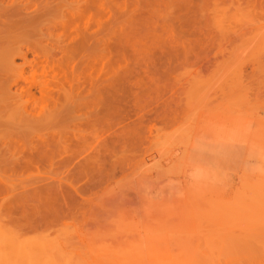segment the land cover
Segmentation results:
<instances>
[{
    "label": "rangeland",
    "instance_id": "1",
    "mask_svg": "<svg viewBox=\"0 0 264 264\" xmlns=\"http://www.w3.org/2000/svg\"><path fill=\"white\" fill-rule=\"evenodd\" d=\"M26 1L29 6L36 2L43 13H32L37 7L33 3L30 13L22 11V16L32 14L42 19L37 25H53L48 42L69 47L80 40L76 59L81 58L84 67L74 62V70L71 63L62 72L80 74L84 102L78 106L59 96V113L45 94L51 96L55 85L60 86L61 69L26 73L29 84L47 89H31L22 104L41 117L55 107L59 116L49 126H19L33 138L29 140L42 134L53 140V160L41 164L39 171H29L26 184L14 187H27L29 195L35 187H40L37 192L45 188L54 198L32 199H39V207L27 206L22 215L0 205V264H18L19 245L31 243L43 247L40 257L45 264H108L112 258L120 264H147L138 251L146 244L155 256L166 259L157 264H186L187 257L179 254L182 247L208 251L206 264H226L217 251L244 235V219L264 217V0ZM63 20L68 22L61 27ZM71 26L77 35L82 31L81 37L75 34L72 40ZM32 37L16 40L22 44ZM6 43L0 46V57L11 46ZM121 78L128 90L118 86ZM61 87L56 86L60 89L53 95L62 96ZM17 218L31 219L30 227ZM125 237L131 238L128 247L116 245Z\"/></svg>",
    "mask_w": 264,
    "mask_h": 264
},
{
    "label": "bare ground",
    "instance_id": "2",
    "mask_svg": "<svg viewBox=\"0 0 264 264\" xmlns=\"http://www.w3.org/2000/svg\"><path fill=\"white\" fill-rule=\"evenodd\" d=\"M14 0H9V2H5V0H0V21H2L0 24V46L2 45V43H6V42H9L8 44H10L11 48L7 50L6 54L2 57H0V167L3 168L1 171L4 175H0V205H2V203L4 204H7V206H11L13 208H11L10 210L8 209L7 211H13V210H19V212H17V214L19 215H22L20 214V211H25L27 209V206L30 208L31 206V210L32 209V205L35 206L38 202L39 199H42L41 197H45L48 195L49 191H45V188L42 190V189H39V191L37 192L36 189L40 188V187H35V190H36V193L35 194V190H34V193L32 194V191L30 194L32 195H29L28 193V189L27 187H22L21 190L17 191L14 187V184L20 186L21 185H24V183L26 184V181L24 178H27L31 172L32 169H35L36 171H39L40 169V166L41 164H43L44 162H47V163H51V160L52 159V154H53V150H52V146L51 144L53 143V140L51 142V140L45 138L44 134H42L43 136H40V137H35V140H29V139H33L32 137H28V134L24 131L21 132L22 128L19 126H22V127H27L25 129H29V127H33L34 129H37L38 127L40 126H49V124L52 122V120L57 116H59V107L57 108L58 104H59V99L60 98H64L65 101H74V104L76 105H80L81 102L83 101L81 99V97L84 96V94L81 96V90H82V87H83V81H82V78L80 76V74H75V71H73V66H74V62H76V65H79L78 67L81 68V65H83V61H80L81 58L76 59V50L81 48V43H80V40L79 41H72L73 39H75V34L77 35V32H76V27L72 29H74V31L76 32H73L71 31V34L72 36H74V38H72V40L69 39L73 42V43H70L69 44V47L72 46V47H68V46H65V45H62V42H59L58 43H50L48 42L49 39L47 40L46 37L48 35L49 37V30H50V27H53V25L51 24H42V25H37V20H42L41 18L38 19L39 17L38 16H34V15H26L25 17L22 16L23 15V12H25V14L28 12L30 13V10L29 8H31L33 6V3H35L34 5H36L37 3L36 2H33L32 4H30L31 6L28 5V3H30V1H26V5H24L25 2H23V4H20L19 5H15L16 4V1L15 0L14 2H12ZM164 1V0H163ZM199 1V0H198ZM46 4H47V1H44ZM43 2V3H44ZM78 2V1H77ZM165 2V1H164ZM44 3V6L46 5ZM19 4V3H18ZM182 4V3H181ZM199 4V2H198ZM42 5V4H41ZM164 5V3H163ZM183 5V4H182ZM43 6V7H44ZM49 6V5H47ZM44 7L45 9L47 8ZM170 6V5H168ZM40 7V6H39ZM38 7V4H37V7L35 6L33 8L32 13H34V11H37L39 12L42 8H40L39 10H37ZM166 7V6H165ZM169 8V7H168ZM35 9V10H34ZM55 9H57L55 7ZM29 10V11H28ZM48 10V9H47ZM47 10H44L45 12H47ZM52 11L50 12H54L53 9H51ZM167 10V8H166ZM170 10V9H169ZM23 11V12H22ZM42 11V12H41ZM40 13L42 14L43 13V10H41ZM44 12V14H46ZM50 12L47 14L49 15ZM72 12V11H71ZM78 12V10H77ZM80 12V11H79ZM78 12V13H79ZM196 12V11H194ZM198 12V11H197ZM36 13V12H35ZM34 13V14H35ZM70 14V12H69ZM72 14V13H71ZM21 15V19L19 18ZM38 15V14H36ZM195 15V14H194ZM199 15V14H198ZM42 18H44V15H41ZM65 16V15H64ZM63 16V17H64ZM75 16V15H74ZM196 16V15H195ZM194 16V17H195ZM15 17H18L19 20H14L16 19ZM67 17V16H65ZM14 18V19H13ZM46 18V17H45ZM69 18V16L67 17ZM73 18V16H72ZM13 19V20H12ZM185 17L182 18V20H184ZM196 19V18H195ZM69 20V19H67ZM47 21V20H46ZM62 21V19L60 20V22ZM73 21V20H72ZM71 21V22H72ZM41 22V21H40ZM52 22V21H51ZM59 22V21H58ZM58 22H56V24H58ZM59 22V23H60ZM68 22V21H66ZM66 22H64L63 20V23L61 27H63V25L65 26ZM65 23V24H64ZM81 24V23H80ZM38 26V28H37ZM39 26H42V27H39ZM169 26V25H168ZM56 27V26H55ZM54 28V27H53ZM195 28V27H194ZM205 28V27H204ZM203 28V29H204ZM56 29V28H55ZM60 29V27H59ZM59 29H57V31H59ZM168 29V28H167ZM69 30V29H68ZM71 30V29H70ZM171 30V29H170ZM36 31V32H35ZM52 31V30H51ZM64 31V30H63ZM62 31V32H63ZM78 33H79V30H77ZM169 31V30H168ZM82 32V31H81ZM80 32V33H81ZM85 32V31H84ZM171 32V31H170ZM204 32V30H203ZM202 32V33H203ZM53 35H54V32H52ZM61 33V32H60ZM66 33V32H64ZM64 33H61L64 34ZM79 33V34H80ZM199 33L200 32V29H199ZM57 34V33H56ZM77 35L76 37H81L80 35ZM205 34V33H203ZM202 34V35H203ZM30 39H26L25 41H23L22 44H19L18 42H22V41H18L17 42V38L20 39V37H30V36H33ZM36 35V36H35ZM39 35V38L38 36ZM51 35V34H50ZM70 35V33H69ZM55 36V35H54ZM66 36V35H65ZM71 36V35H70ZM37 37V38H35ZM42 37V38H41ZM45 37V38H44ZM64 37V36H63ZM23 38V39H24ZM56 38V37H55ZM197 38V37H196ZM205 38V37H204ZM4 39V40H3ZM42 39H46V42L44 43L42 41ZM68 39V38H67ZM84 39V37H83ZM206 39V38H205ZM3 40V41H2ZM11 40V41H10ZM16 40V42H15ZM66 40V39H65ZM198 40V39H197ZM202 40V39H201ZM2 41V42H1ZM53 41L55 42L56 40L53 39ZM57 42V41H56ZM64 42V41H63ZM221 42V41H220ZM14 43V44H12ZM16 43V45H15ZM65 43V42H64ZM67 43V44H68ZM202 43V41H201ZM7 44V43H6ZM17 44H19L17 46ZM49 44V45H48ZM73 44V45H72ZM182 44V43H181ZM16 46L15 48H12L14 46ZM183 45V44H182ZM219 48H220V45H219ZM222 50V49H221ZM221 53V52H220ZM31 56V57H29ZM78 56V55H77ZM80 56V55H79ZM78 56V57H79ZM97 56V55H96ZM77 57V58H78ZM169 59V58H168ZM99 60V59H98ZM155 60V59H154ZM163 60V59H162ZM170 60V59H169ZM95 61V60H94ZM117 62V60H115ZM127 60H125L126 62ZM90 62V61H89ZM119 62V61H118ZM159 62V61H158ZM71 63H72V69H70L71 73H69V75H67L68 73H64V76H63V72L62 70L70 65L71 66ZM170 63V62H169ZM91 64V63H90ZM114 64V63H113ZM125 65H128L126 63H124ZM144 64V63H143ZM153 64V63H152ZM155 64V63H154ZM171 64V63H170ZM86 65V64H85ZM88 65V64H87ZM112 65V63H111ZM123 65V64H122ZM124 65V66H125ZM103 66V65H102ZM116 66H120V67H123L119 64H117ZM130 66V65H129ZM54 67L56 68H60L61 71L60 74L58 75V73L56 75L58 76H61L59 79L57 78V83H60V86L59 84L58 85H55V89L56 86L58 87H61L62 89V96H61V93L58 94V97L56 96L57 95V92L56 95H53L55 93H53L54 91H56L54 88V91L52 92V95H48L50 93H47L45 95H47L46 97H50L51 100L53 103H51V105H55V107L58 109V112L54 113L53 110H55V107H53L54 109L48 113V115L46 117H41V115H38L39 113L36 112L37 114H35L34 112H32L31 110H29V108L25 107V104H22L23 102L21 101V98L24 97V94L26 93H29L31 89H39L40 92H44L45 89L47 88H43L41 89V85H33V84H29L28 80L27 81V76H26V73L28 71H31V72H35V71H38V69H41L42 71H46V69H49V68H53L55 69ZM84 67V65H83ZM89 67V66H88ZM91 67V65H90ZM114 67V66H113ZM120 67H117L120 69ZM127 69H128V66H126ZM125 67V68H126ZM68 68V67H67ZM78 68V69H79ZM124 68V67H123ZM124 68V69H125ZM131 66L129 67L128 70H130ZM133 68V67H132ZM76 69V71L78 70ZM88 69V68H87ZM123 69V71H124ZM126 69V70H127ZM134 69V68H133ZM146 69V68H145ZM51 70V69H50ZM85 70V69H84ZM127 70V72H129ZM198 70V69H197ZM48 71V70H47ZM69 71V70H68ZM83 71V70H82ZM122 71V69L120 70ZM133 71V70H132ZM140 71V70H139ZM30 72V73H31ZM52 73V71H50ZM81 72V71H79ZM134 72V71H133ZM141 72V71H140ZM147 72V70H146ZM154 72V71H153ZM163 72V71H162ZM168 72V71H167ZM29 73V72H28ZM47 73V72H46ZM49 73V72H48ZM54 73V71H53ZM83 73V72H81ZM89 73V71H88ZM121 73V72H120ZM126 72H124L122 74V76L124 77V74ZM144 74V72H141ZM148 73V72H147ZM155 73V72H154ZM157 73V72H156ZM164 73V72H163ZM162 73V75H163ZM37 74V72H36ZM40 74L41 76V73H38ZM37 74V75H38ZM99 74V73H98ZM118 74V73H117ZM127 74V73H126ZM125 74V75H126ZM131 74L133 75V73L131 72ZM160 74V73H159ZM199 74V73H198ZM32 75V74H31ZM55 75V76H56ZM90 75V74H88ZM150 75V74H149ZM167 75V74H166ZM39 76V75H38ZM39 76V77H40ZM49 76V75H48ZM95 76V75H93ZM116 76V75H115ZM121 75L119 77H122ZM128 77V74L126 75ZM145 76V75H144ZM143 76V77H144ZM148 76V75H146ZM152 76V75H151ZM160 76V75H159ZM169 76V75H167ZM90 77V76H89ZM96 77V76H95ZM126 77V78H127ZM140 77V76H139ZM155 77V76H153ZM161 77V76H160ZM164 77V76H163ZM32 78V77H31ZM46 78V77H44ZM51 79L55 78L53 75L52 77H50ZM91 78V77H90ZM142 78V77H141ZM147 78V77H145ZM144 78V79H145ZM162 78V77H161ZM41 79V78H40ZM51 79L49 81H51ZM52 79V80H53ZM116 79V78H115ZM125 78H121V82H118L120 83V85L118 86H121V83L123 82ZM132 79V78H131ZM157 79V78H156ZM163 79V78H162ZM167 79V78H166ZM165 79V80H166ZM56 80V79H55ZM94 80V79H92ZM120 80L117 78V81ZM134 80H135V77H134ZM140 80V79H139ZM146 80V79H145ZM144 80V82H145ZM33 81V80H32ZM37 81V80H36ZM39 81V80H38ZM37 81V82H38ZM47 81V80H46ZM115 81V80H114ZM126 81V80H125ZM140 81H143V80H140ZM161 81V80H160ZM92 82V81H91ZM95 82V81H94ZM135 82V81H134ZM138 82V81H137ZM167 82V81H166ZM34 83V82H33ZM42 83V82H41ZM48 83V82H47ZM46 83V85H47ZM56 83V82H55ZM97 83V82H96ZM112 83V82H111ZM126 83V82H125ZM35 84V83H34ZM44 84V83H42ZM86 84H88L86 82ZM107 84V83H106ZM123 84V83H122ZM137 84V83H136ZM163 84V83H162ZM99 85V84H98ZM141 85V84H140ZM66 86V88H65ZM102 86V85H101ZM113 86V85H112ZM117 86V84L115 85ZM115 86H113V88H116ZM151 86V85H150ZM54 87V86H53ZM122 87V86H121ZM120 88V90H122ZM124 87V86H123ZM122 87V88H123ZM127 87V86H126ZM167 87V85H166ZM96 88V86L94 87ZM118 88V87H117ZM116 89H112V90H117ZM130 88V87H129ZM142 88V87H141ZM145 88V87H144ZM60 89V88H59ZM57 89V90H59ZM126 88L124 87L123 90H125ZM140 88H138L139 90ZM89 90V89H88ZM128 90V89H126ZM149 90V89H148ZM32 91V90H31ZM48 91V90H47ZM95 91V89H94ZM119 91V90H117ZM135 91V90H134ZM137 91V89H136ZM146 91V90H145ZM50 92V91H49ZM61 92V91H60ZM84 92V91H83ZM87 92V91H86ZM112 92V91H111ZM121 93L123 92H126L127 91H120ZM141 92V91H139ZM147 92V91H146ZM129 93V91H128ZM134 93V92H133ZM137 93V92H136ZM25 94V95H26ZM32 94V92H31ZM41 94V93H40ZM87 94V93H86ZM89 94V93H88ZM92 94V93H91ZM115 94V96L117 95V93H113ZM118 94H120L118 92ZM138 94V93H137ZM142 94V92H141ZM145 94V93H144ZM28 95V94H27ZM34 95V93H33ZM42 95V94H41ZM92 95H95V94H92ZM121 95V94H120ZM120 95H118L117 97V100L118 98H120ZM123 95V94H122ZM121 95V96H122ZM129 95V94H127ZM60 96V98H59ZM102 96V95H101ZM109 96V95H108ZM130 96V95H129ZM151 96V95H150ZM45 97V98H46ZM48 97V98H49ZM105 97V96H104ZM142 97V95H141ZM144 97V96H143ZM111 98V97H110ZM148 98V97H146ZM47 99V98H46ZM93 99V98H92ZM91 99V100H92ZM97 99V98H96ZM99 99V98H98ZM97 99V100H98ZM106 99V98H105ZM109 99V98H108ZM138 99V98H137ZM61 100V99H60ZM94 100V99H93ZM120 100V99H119ZM129 100V99H128ZM144 100V99H143ZM149 100V98H148ZM81 101V102H80ZM106 101V100H104ZM142 101V100H141ZM164 101V100H163ZM77 102V103H76ZM84 102V101H83ZM86 102V100H85ZM88 102V101H87ZM94 102V101H93ZM97 102V101H96ZM103 102V101H102ZM107 102V101H106ZM158 102V101H157ZM90 103V102H89ZM88 103V104H89ZM104 103V102H103ZM144 103V102H143ZM143 103L141 105H143ZM72 104V103H71ZM73 104V105H74ZM140 104V103H139ZM151 104V102H150ZM149 104V105H150ZM82 105V104H81ZM102 105V104H101ZM60 106V105H59ZM133 106V105H132ZM29 107V106H28ZM118 106H116L115 108H117ZM125 107V106H124ZM134 107V106H133ZM164 107V106H163ZM73 108V107H72ZM107 108V107H106ZM89 109V108H88ZM110 109V108H109ZM112 109H113V106H112ZM125 109V108H124ZM127 109V108H126ZM134 109V108H133ZM33 110V109H32ZM76 110V109H75ZM129 110V109H128ZM162 110V109H161ZM164 110V109H163ZM87 111V110H86ZM92 111V110H91ZM160 111V110H159ZM85 112V111H84ZM83 112V113H84ZM156 112V111H155ZM92 113V112H91ZM152 113V112H151ZM41 114V113H40ZM148 114V113H147ZM161 114V113H160ZM97 115V114H96ZM119 115V114H118ZM123 115V114H122ZM130 115V114H129ZM145 115V114H144ZM150 115V114H149ZM80 116V115H79ZM105 116V115H104ZM160 116V115H159ZM83 117V116H82ZM86 115L83 117L85 118ZM150 117V116H149ZM87 118V117H86ZM85 118V119H86ZM151 118V117H150ZM105 119V118H104ZM118 119V118H117ZM145 119V118H144ZM148 119V117H147ZM82 120V119H81ZM149 120V119H148ZM153 120V119H152ZM80 121V119H79ZM84 121V120H83ZM102 121V120H101ZM119 121V119H118ZM123 121V120H122ZM54 123V122H53ZM82 123V121H81ZM121 123V122H120ZM153 123V122H152ZM156 123V122H155ZM107 124V122L105 123ZM111 124V123H109ZM122 124V123H121ZM94 125V124H93ZM12 126H14V128L17 126V129L18 131H16L14 133ZM105 126V125H104ZM109 126V125H108ZM11 127V129H10ZM37 127V128H36ZM31 128V129H33ZM110 128V126H109ZM23 129V130H25ZM20 130V131H19ZM13 131V132H12ZM20 132V133H19ZM26 134H24V133ZM55 132V131H54ZM21 133H23L21 135ZM26 135V136H25ZM40 134H38L39 136ZM53 135V134H51ZM22 136V137H21ZM37 136V134H36ZM24 137H27V138H24ZM191 138V137H190ZM54 148V147H53ZM56 150V147L55 149ZM65 150H63L64 152ZM55 153V152H54ZM65 153V152H64ZM64 155V154H63ZM60 158V156H58ZM68 157V156H67ZM61 159V158H60ZM59 159V160H60ZM46 160V161H44ZM58 160V161H59ZM69 162V161H68ZM54 163V162H52ZM58 163V162H57ZM46 164V163H44ZM43 164V165H44ZM48 164V165H49ZM56 164V163H55ZM66 164V162H65ZM51 165V164H50ZM49 165V166H50ZM59 166V165H58ZM52 167V166H51ZM57 167V166H56ZM53 168V167H52ZM51 169V168H50ZM55 169V168H54ZM58 169V168H57ZM46 170V169H45ZM49 170V169H48ZM30 171V172H29ZM52 171V170H51ZM50 171V172H51ZM56 171V170H55ZM27 172H28V175H27ZM24 173H26L24 175ZM33 173V172H32ZM31 173V174H32ZM49 174V173H48ZM27 176V177H26ZM36 176V175H35ZM37 176H41V174L39 173V175L37 174ZM43 176V175H42ZM30 177V176H29ZM28 177V178H29ZM44 177V176H43ZM43 177H40V178H43ZM37 179V177H35ZM35 178L31 177V179H33V181L35 180ZM30 179V178H29ZM46 179V178H45ZM38 180V179H37ZM41 180V179H40ZM60 180V179H59ZM63 180V179H62ZM44 181V180H42ZM58 181V180H57ZM61 181V180H60ZM63 182V181H62ZM65 182V181H64ZM29 185V184H28ZM41 185V184H40ZM70 186V185H69ZM72 186V185H71ZM48 187V186H47ZM75 187V186H74ZM17 188V187H16ZM43 188V187H42ZM51 188V187H50ZM77 188V187H76ZM34 189V188H33ZM33 189H29V192L30 190H33ZM52 189V188H51ZM49 189V190H51ZM71 189V188H70ZM57 190V189H56ZM55 190V191H56ZM17 191V192H16ZM72 191V190H70ZM46 193V195H44ZM51 193V191H50ZM57 193V191H56ZM59 193V192H58ZM260 193H262V195H264V189H260ZM250 194H256V192H249V195ZM53 195V194H52ZM55 195V194H54ZM40 196V197H39ZM49 196V195H48ZM51 196V195H50ZM49 196V198H50ZM39 197L38 200H36L35 203H32V199L35 201V199H37ZM54 198V196H51ZM35 198V199H34ZM46 199H49L48 197H45ZM56 198V196H55ZM45 199V200H46ZM31 200V205L29 203V201ZM43 200V199H42ZM44 200V201H45ZM62 200V199H61ZM33 201V202H34ZM47 202L44 203V204H48L49 205V200H46ZM264 201V200H262ZM35 204V205H34ZM240 205H244V202L241 201V203H239ZM260 205V204H258ZM6 206V207H7ZM46 206V205H45ZM264 206V205H262ZM39 207V205L37 206L36 205V208ZM34 209H36L35 207H33ZM30 210V209H29ZM35 211V210H34ZM31 213V211H29ZM26 213V212H25ZM28 213V211H27ZM12 214V213H11ZM16 214V216H17ZM14 215V214H13ZM27 216H30L28 214H25ZM31 215H33V213H31ZM25 217V216H24ZM35 218V217H33ZM18 221H19V218H17ZM22 219V218H21ZM30 220L31 219H27L25 220H20L19 222L23 221L24 223H22L24 226H28L30 227ZM48 220V218L46 219ZM33 221V219H32ZM35 221V220H34ZM41 221H45L44 218H42ZM49 221V220H48ZM37 222V221H36ZM46 222V221H45ZM32 224V223H31ZM243 224L242 225V230L245 231L244 235H242L241 237L239 238H235V239H231L230 242H228V245L227 247H223V248H220L217 252L220 253L226 260H227V263L226 264H264V217L260 216V217H253V218H249V219H244L243 221ZM258 236H261L262 237V241H259L258 240ZM40 237H35L33 238L34 241H36V239H38ZM77 240L79 241H83V240H89V238H84V237H76ZM118 239H116L115 241H117ZM121 241H117L115 242L116 245H119L120 242H122V246H126L127 243L130 242L131 238H128V237H125V238H122L120 239ZM38 241V240H37ZM27 243V242H26ZM118 243V244H117ZM150 244H146L143 246L142 250L139 248V252L142 253V255L146 256V262L147 264H157V263H162V262H166V259L163 260L164 258H158L157 256H155V253L154 251L150 248ZM128 247V246H126ZM152 247V246H151ZM58 248V246H57ZM57 248L55 247V251L58 252L59 250H57ZM19 250H17L16 253H18V256L16 253V256H18L20 258V260L18 261V264H45V261L42 262V258L40 257L41 256V252L43 251V247L40 246L39 249H37L32 243L30 246H28L27 244H20L19 245ZM44 250L46 251L45 247H44ZM19 251V252H18ZM2 252V251H1ZM44 252V251H43ZM39 254V255H38ZM171 254V253H170ZM179 254L180 256H183V257H187V263L186 264H206L207 263V258L209 256V252L208 251H204L201 250V249H198V248H194V249H188V250H185L183 249V247L179 250ZM39 256V257H38ZM44 257V256H43ZM39 258V260H38ZM41 258V259H40ZM6 261H9L8 259ZM5 262V261H4ZM20 262V263H19ZM39 262V263H38ZM42 262V263H41ZM108 264H120V261L118 260H113V258L110 260V262H108ZM167 264H178L176 262H169Z\"/></svg>",
    "mask_w": 264,
    "mask_h": 264
}]
</instances>
